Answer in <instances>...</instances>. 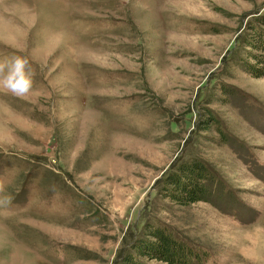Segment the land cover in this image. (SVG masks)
Here are the masks:
<instances>
[{"label": "rangeland", "instance_id": "rangeland-1", "mask_svg": "<svg viewBox=\"0 0 264 264\" xmlns=\"http://www.w3.org/2000/svg\"><path fill=\"white\" fill-rule=\"evenodd\" d=\"M263 14L264 0H0V60L33 74L25 97L0 89V264H116L147 224L201 264H264V79L236 62ZM194 160L228 197L160 194Z\"/></svg>", "mask_w": 264, "mask_h": 264}, {"label": "trees", "instance_id": "trees-1", "mask_svg": "<svg viewBox=\"0 0 264 264\" xmlns=\"http://www.w3.org/2000/svg\"><path fill=\"white\" fill-rule=\"evenodd\" d=\"M251 33L243 38V52L236 58L243 71L255 79H264V14L257 24H250ZM160 194L165 199L189 206L199 202L215 203L229 196L219 177L203 163L194 160L182 163L162 182ZM205 253L175 236L168 228L147 224L116 264H201Z\"/></svg>", "mask_w": 264, "mask_h": 264}, {"label": "clouds", "instance_id": "clouds-1", "mask_svg": "<svg viewBox=\"0 0 264 264\" xmlns=\"http://www.w3.org/2000/svg\"><path fill=\"white\" fill-rule=\"evenodd\" d=\"M0 89L18 97L27 96L33 89V74L27 58L14 56L0 60ZM5 198L0 203H7Z\"/></svg>", "mask_w": 264, "mask_h": 264}]
</instances>
